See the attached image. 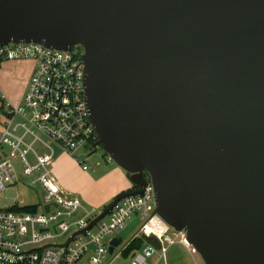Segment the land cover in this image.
Returning a JSON list of instances; mask_svg holds the SVG:
<instances>
[{
	"label": "water",
	"instance_id": "obj_1",
	"mask_svg": "<svg viewBox=\"0 0 264 264\" xmlns=\"http://www.w3.org/2000/svg\"><path fill=\"white\" fill-rule=\"evenodd\" d=\"M21 42L82 48L99 147L132 184L62 247L147 174L203 264H264V0H0V46Z\"/></svg>",
	"mask_w": 264,
	"mask_h": 264
},
{
	"label": "built area",
	"instance_id": "obj_2",
	"mask_svg": "<svg viewBox=\"0 0 264 264\" xmlns=\"http://www.w3.org/2000/svg\"><path fill=\"white\" fill-rule=\"evenodd\" d=\"M82 55L83 50L78 46L70 50L35 42L0 46V64L21 60L37 62L21 104L13 107L2 102L6 118L0 120V195L14 184L12 160L21 164L22 175L31 179V185L39 184L44 191V204L35 211L0 209V264H111L119 257L129 258V264H149L147 260L154 255L157 256L154 264H157L165 261L168 247L175 242L194 252L184 233L175 232L155 214V204L154 212L148 211L147 205L154 203L148 176L144 177L146 187L141 195L118 201L92 228L74 236L66 247L61 246L74 233L86 229L103 211L87 209L78 197L65 192L51 169L52 145L69 155L79 148L99 147L85 99ZM35 143L48 153L38 155L33 148ZM107 161H111L110 157ZM82 170L88 168L83 166ZM45 206L49 207L48 211ZM137 211L143 223L134 238H152L156 244L145 241L140 249L125 256L129 242L122 245L121 241L110 254L109 242L114 237L109 235L122 228ZM78 212L84 216L71 221ZM72 227L75 230L65 241H54ZM171 229L173 237L169 235ZM107 255H113L109 262L105 261Z\"/></svg>",
	"mask_w": 264,
	"mask_h": 264
},
{
	"label": "rangeland",
	"instance_id": "obj_3",
	"mask_svg": "<svg viewBox=\"0 0 264 264\" xmlns=\"http://www.w3.org/2000/svg\"><path fill=\"white\" fill-rule=\"evenodd\" d=\"M25 61V60H24ZM32 65L36 66L35 60H28ZM7 101V100H6ZM5 103V102H4ZM8 104V102H6ZM20 105V104H19ZM17 107L18 104L12 105ZM5 109L2 108L0 101V120L6 118ZM35 152L38 155L47 154L48 150L42 147L39 143L33 145ZM30 161L32 158L29 157ZM108 155L98 147L91 149L90 147L79 148L71 155L61 153L51 163V169L56 176V168H63L66 173V178L72 185L75 193H71L72 196L78 197L85 208L91 207L97 208L100 212L107 207L112 201L105 203L104 205H98L105 194L113 190L117 182L121 180L122 176L128 183L131 182L128 179L127 174L120 169L112 160L107 161ZM14 167L15 179L14 184L7 186L0 195V209H8L12 206H36L38 209L44 204V191L39 184L31 185V179L24 177L21 172V164L17 160H12ZM86 166L88 170L83 172L82 167ZM90 175L91 180H87L81 173ZM150 213L154 212V203L150 202L147 205ZM83 213H75L71 221H76L81 218ZM70 221H68L69 223ZM140 219V211L133 214L122 226V228L114 231L109 237H119L122 240V245L130 242L136 235L139 234V229L142 225ZM75 229L72 227L66 234L54 239L56 243H61L66 240ZM171 229L169 235H172ZM178 239H176L177 241ZM85 241V240H84ZM113 255L106 256V262L112 260ZM157 260V256L149 258L147 262L154 264ZM111 264H129V258L123 259L121 257L113 260ZM157 264H203L199 255L195 252L187 250L184 246L175 242L169 246L165 255V261L160 260Z\"/></svg>",
	"mask_w": 264,
	"mask_h": 264
},
{
	"label": "crops",
	"instance_id": "obj_4",
	"mask_svg": "<svg viewBox=\"0 0 264 264\" xmlns=\"http://www.w3.org/2000/svg\"><path fill=\"white\" fill-rule=\"evenodd\" d=\"M36 66L32 65L28 60L7 61L0 64V101L8 102L9 105L21 104L27 83ZM7 100V101H6ZM67 154V153H66ZM54 170L52 169V172ZM86 172V171H83ZM87 180H91V176L83 173ZM56 179L60 187L67 193H75V191L66 178V173L63 168H56ZM110 192L105 194L98 205H104L115 199L118 195L132 190V184L128 183L122 176L116 186Z\"/></svg>",
	"mask_w": 264,
	"mask_h": 264
},
{
	"label": "trees",
	"instance_id": "obj_5",
	"mask_svg": "<svg viewBox=\"0 0 264 264\" xmlns=\"http://www.w3.org/2000/svg\"><path fill=\"white\" fill-rule=\"evenodd\" d=\"M80 49H82L80 46H78ZM144 176H148L147 174H144ZM123 194V193H122ZM8 210H12V211H23V212H28V211H35L36 210V206H23V207H18V206H12L9 207ZM145 241H148L152 244H156V241L152 238L149 239H145L142 237L139 238H133L130 242L129 245L124 253L125 256H127L129 253L136 251L138 249H140Z\"/></svg>",
	"mask_w": 264,
	"mask_h": 264
}]
</instances>
